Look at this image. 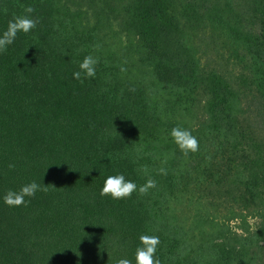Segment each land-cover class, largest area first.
Segmentation results:
<instances>
[{"label":"trees","instance_id":"trees-1","mask_svg":"<svg viewBox=\"0 0 264 264\" xmlns=\"http://www.w3.org/2000/svg\"><path fill=\"white\" fill-rule=\"evenodd\" d=\"M27 5L39 23L0 52V264H136L141 235L159 237L160 264H264V138L234 112L232 86L200 69L204 113L189 124L140 82L122 79L123 57L104 39L118 15L156 77L169 68L182 75L191 63L171 65L179 56L174 0H0V34ZM245 5L227 28L251 53L264 97V0ZM87 55L98 59L96 75L81 83L72 73ZM173 127L188 129L199 151L184 156ZM118 174L156 187L101 197ZM30 181L47 192L19 207L4 203ZM236 217L243 227L230 225Z\"/></svg>","mask_w":264,"mask_h":264},{"label":"rangeland","instance_id":"rangeland-1","mask_svg":"<svg viewBox=\"0 0 264 264\" xmlns=\"http://www.w3.org/2000/svg\"><path fill=\"white\" fill-rule=\"evenodd\" d=\"M226 1L229 5L225 4ZM245 1L174 0L173 14L179 31L174 30L172 36L177 41L178 46L174 50L179 56L170 62L172 66H177L180 58L190 61L182 75L169 68L156 77L150 71L143 52L135 51V37L126 30L118 15L109 18L104 39L118 56L123 57L122 66L127 70L122 71V79L140 82L138 86L144 88L160 106L166 104L169 111L175 112L189 124L196 123L204 113L207 94L199 70L213 68L225 77L236 93L232 99L234 112L257 138L263 139L264 97L256 90L251 73L256 65L251 53L233 37L226 22L232 19L233 10L247 13ZM168 100L171 105L166 103ZM183 106H187L188 110L184 111ZM196 193V190H191L189 196ZM185 210V215H191L193 205ZM209 213L213 212L209 210ZM246 220L251 223L252 218L248 215ZM229 221L234 227H243V222L237 217Z\"/></svg>","mask_w":264,"mask_h":264},{"label":"clouds","instance_id":"clouds-1","mask_svg":"<svg viewBox=\"0 0 264 264\" xmlns=\"http://www.w3.org/2000/svg\"><path fill=\"white\" fill-rule=\"evenodd\" d=\"M35 9L31 5L24 6V15L15 16L8 21L6 29L0 34V52H5L9 45H11L18 33H28L36 28L39 23L38 18H32L31 14ZM99 47V45H97ZM98 59L92 55H87L78 65V70L72 73L74 79L79 80L81 83L84 79L94 78L96 75V65ZM121 71L127 69L121 67ZM173 141L178 146L179 150L184 156L199 151V141L192 135L188 129L173 127L170 133ZM14 165L10 164L9 168ZM142 172H147L146 167L141 168ZM158 173L165 175L164 168L158 169ZM156 187L154 179H147L144 184L139 187L133 181L126 180L123 174L109 175L100 189L99 195L101 197L108 196L114 200H121L131 197L134 192L139 195H147L150 189ZM46 187H41L35 181L22 185L19 191L9 190L4 195V203L10 207H19L26 205V197L31 198L36 195L38 191L47 192ZM141 246L136 249L135 262L136 264H160L159 259L155 258L157 246L160 243L159 237L154 235H141L139 237ZM118 264H131L127 259H121Z\"/></svg>","mask_w":264,"mask_h":264}]
</instances>
